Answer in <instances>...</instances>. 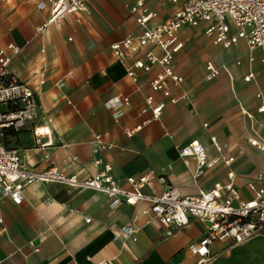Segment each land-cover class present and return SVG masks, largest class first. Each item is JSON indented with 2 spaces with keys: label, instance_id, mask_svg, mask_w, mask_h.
Masks as SVG:
<instances>
[{
  "label": "crops",
  "instance_id": "1",
  "mask_svg": "<svg viewBox=\"0 0 264 264\" xmlns=\"http://www.w3.org/2000/svg\"><path fill=\"white\" fill-rule=\"evenodd\" d=\"M40 1L20 3L0 27L9 69L34 89L40 103L36 121L19 131L5 128L4 141L34 172L58 167L82 180L98 172L91 141L101 134L113 143L104 158L118 185L143 197L112 207L103 191L50 180L28 185L21 204L0 198L6 228L0 229V264H197L191 245L206 223L166 224L151 214L152 198L169 186L195 195L231 181L246 199L253 196L250 181L264 185V149L251 143L264 140L263 50L251 49L244 38L229 47L215 44L206 32L208 22L183 27V46L174 56L183 81L165 96L150 83L161 65L136 69L135 79L129 74L148 50L162 54L159 48H140L120 59L111 44L168 20L182 2L146 0L157 15L145 24L137 19L141 8L131 12L138 0H87L90 13H70L38 32L51 11V0H44L43 9ZM9 44L20 46V53L13 55ZM209 62L220 72L206 80ZM249 73L253 77L246 80ZM117 95H127L129 103L120 105ZM149 95L155 104L165 103L158 119L150 110L142 112ZM34 127L48 131L36 136ZM194 139L210 162L216 160L197 177L196 158L183 157L180 150ZM150 172L153 177L140 189L128 180ZM131 222L139 227L137 240L122 233ZM258 238L215 242L210 264H264V240Z\"/></svg>",
  "mask_w": 264,
  "mask_h": 264
},
{
  "label": "built area",
  "instance_id": "2",
  "mask_svg": "<svg viewBox=\"0 0 264 264\" xmlns=\"http://www.w3.org/2000/svg\"><path fill=\"white\" fill-rule=\"evenodd\" d=\"M182 2L172 16L155 26H145L138 36L129 35L121 41L111 44L117 56L122 59L129 53H138L140 48H159L162 54L148 50L143 58L136 60L129 69V74L135 79L136 69L151 71L154 66L161 65L159 72L151 81L154 91H161L165 96L171 95V87L180 85L183 77L176 71L174 56L182 49L183 43L179 39V30L183 27H194L201 22H208L206 32L214 35V43L229 47L244 38L251 49L261 48L264 52V0H168ZM47 6L46 1L38 3V8ZM137 19L148 23L157 14L146 5V0H138L131 6V12L137 13ZM90 13L87 0H51L49 20L37 27L38 32L45 31L49 25L70 13ZM8 47L17 55L21 47L9 44ZM11 55L0 50V198L10 197L15 204H21L26 195V187L45 181H61L71 186L79 185L95 188L105 192L112 207L122 202L134 204L143 196L140 193L123 192L112 170V164L104 158V152L113 146L106 142L104 136L96 134L91 141L92 152L98 172L86 179L80 180L76 174L70 175L58 167H50L43 172H34L29 169L24 156L4 141L5 128L21 130L28 124L36 121L39 108L38 98L34 89L18 78L9 69ZM264 61V57L262 58ZM206 80L214 78L220 69L213 63L207 65ZM253 73L245 76L250 80ZM186 94L182 98H186ZM172 102L178 98H170ZM115 100L119 104L129 103L127 95H117ZM147 105L142 112L151 111L153 119H158L162 114L165 103L155 104L151 95L146 97ZM264 110L261 106L259 111ZM148 119L147 121H151ZM48 129L34 127V134L39 136ZM132 130H127L129 135ZM251 143L264 149V140L251 139ZM181 156L195 157L198 169L195 176L202 175L211 162L207 156L204 145L194 139L185 144L181 149ZM76 158V157H75ZM153 177V173H144L141 176H130L128 180L138 189ZM249 187L253 191L251 198L244 199L233 182L216 185L208 191H200L195 195L180 192L179 188L169 186L159 196L152 198L150 212L153 217L166 224L185 225L191 220H202L206 229L202 237L191 245V250L196 254L197 264H210L216 255L211 247L217 241H231L233 244L248 241L255 237H264V185L258 186L250 181ZM90 221L89 217H85ZM1 230L6 228L2 225ZM139 227L135 223H128L122 228L125 237L137 240L136 234ZM35 250L39 247L33 243ZM97 264H110L102 260Z\"/></svg>",
  "mask_w": 264,
  "mask_h": 264
},
{
  "label": "rangeland",
  "instance_id": "3",
  "mask_svg": "<svg viewBox=\"0 0 264 264\" xmlns=\"http://www.w3.org/2000/svg\"><path fill=\"white\" fill-rule=\"evenodd\" d=\"M24 1H28V0H0V27L1 24H3L7 19L6 17L10 15L13 12V10L16 9V7H18V5ZM251 239H248V241H250ZM258 239L264 240V237ZM248 241L242 243H247Z\"/></svg>",
  "mask_w": 264,
  "mask_h": 264
}]
</instances>
